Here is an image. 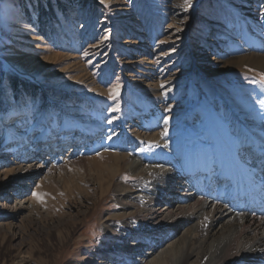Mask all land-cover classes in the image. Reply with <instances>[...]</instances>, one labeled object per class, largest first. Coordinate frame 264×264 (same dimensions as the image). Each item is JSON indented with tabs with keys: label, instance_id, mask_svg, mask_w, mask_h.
<instances>
[{
	"label": "rangeland",
	"instance_id": "rangeland-1",
	"mask_svg": "<svg viewBox=\"0 0 264 264\" xmlns=\"http://www.w3.org/2000/svg\"><path fill=\"white\" fill-rule=\"evenodd\" d=\"M250 54L264 55V0H0V264L127 258L106 253L125 217L113 185L142 175L124 163L101 195L86 162L173 158L187 131L212 151L227 111L264 136Z\"/></svg>",
	"mask_w": 264,
	"mask_h": 264
},
{
	"label": "bare ground",
	"instance_id": "bare-ground-1",
	"mask_svg": "<svg viewBox=\"0 0 264 264\" xmlns=\"http://www.w3.org/2000/svg\"><path fill=\"white\" fill-rule=\"evenodd\" d=\"M247 58L264 69V55ZM211 106L219 109L221 102ZM225 115L229 124L214 128L217 144L212 151L187 131L185 143L171 151L173 158L159 155L146 164L138 156L116 154L111 163L100 164L95 157L86 162L95 166L101 195L124 163L142 175L134 187L113 185L119 214L125 217L117 225L121 244L106 253L129 255L122 261L114 258V263L139 257L136 261L145 264H264V136L260 127H248L241 118L239 123L231 111ZM86 144L71 151L80 156ZM29 172L23 168L18 179L23 182ZM1 185L4 193L15 188L11 182ZM255 204L259 206H249ZM133 205L139 214L127 212ZM112 225L106 219L105 228Z\"/></svg>",
	"mask_w": 264,
	"mask_h": 264
},
{
	"label": "snow or ice",
	"instance_id": "snow-or-ice-1",
	"mask_svg": "<svg viewBox=\"0 0 264 264\" xmlns=\"http://www.w3.org/2000/svg\"><path fill=\"white\" fill-rule=\"evenodd\" d=\"M165 123H167V120L165 121ZM165 135H167V133L165 132Z\"/></svg>",
	"mask_w": 264,
	"mask_h": 264
}]
</instances>
